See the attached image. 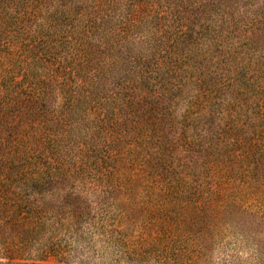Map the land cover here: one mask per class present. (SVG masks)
I'll return each mask as SVG.
<instances>
[{"label": "trees", "instance_id": "obj_1", "mask_svg": "<svg viewBox=\"0 0 264 264\" xmlns=\"http://www.w3.org/2000/svg\"><path fill=\"white\" fill-rule=\"evenodd\" d=\"M24 123L23 163L0 149V264L82 231L73 171L100 195L153 174L177 203L263 187L264 0H0V141Z\"/></svg>", "mask_w": 264, "mask_h": 264}, {"label": "rangeland", "instance_id": "obj_2", "mask_svg": "<svg viewBox=\"0 0 264 264\" xmlns=\"http://www.w3.org/2000/svg\"><path fill=\"white\" fill-rule=\"evenodd\" d=\"M29 130L25 123L9 125L3 153L23 163ZM72 175L82 179L89 202L82 231L56 237L44 264H264V186L203 188L177 203L166 194L173 185L153 174H126L122 190L101 195L85 194L94 182L88 172ZM96 193L106 201L99 203Z\"/></svg>", "mask_w": 264, "mask_h": 264}]
</instances>
